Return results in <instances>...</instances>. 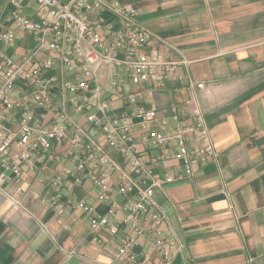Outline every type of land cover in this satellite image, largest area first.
Segmentation results:
<instances>
[{
	"label": "crops",
	"instance_id": "0c3cea01",
	"mask_svg": "<svg viewBox=\"0 0 264 264\" xmlns=\"http://www.w3.org/2000/svg\"><path fill=\"white\" fill-rule=\"evenodd\" d=\"M20 1L27 16L40 19L36 0ZM119 1L133 6L138 21L153 33L147 50L185 59L186 65L178 76L163 82L127 81L126 89L136 102L128 96L115 98V113L155 108L157 121L151 126L167 135L178 126L188 129L205 123L215 148L213 156L199 157L191 177L156 189L155 201L167 216L161 228L183 244L168 264H264V0ZM12 8V0H0V59L8 55L19 61L36 39L32 32L15 27ZM99 18L118 26L109 11ZM8 29L16 30L12 44L1 38ZM35 112L40 117L43 109ZM13 118L3 121L11 132L18 130ZM73 119L91 139L104 142L101 131L84 117L73 114ZM134 120L139 122L137 117ZM144 132L137 124L134 135L139 138ZM187 144L201 147L204 140L197 130L190 131ZM69 147V142L54 143L49 152L59 154ZM136 150L161 177L183 173V161L177 157L180 147L174 140L160 147L138 141ZM112 155L127 170L121 151L115 149ZM158 156L157 166L151 159ZM35 164L33 171L22 165L21 179L3 184L0 190V264L163 261L141 238L135 260L114 262L131 230L122 225L117 234L91 229L89 218L106 214L111 203L98 200L100 187L85 177L87 170H76V161L62 154L46 161L37 157ZM8 173L14 176L11 169ZM118 175L111 176V193L124 204L126 199L116 188ZM57 176L63 180L59 188L52 182ZM79 177L81 182L76 181ZM81 199L94 206L92 214L72 203Z\"/></svg>",
	"mask_w": 264,
	"mask_h": 264
},
{
	"label": "built area",
	"instance_id": "2783aa9c",
	"mask_svg": "<svg viewBox=\"0 0 264 264\" xmlns=\"http://www.w3.org/2000/svg\"><path fill=\"white\" fill-rule=\"evenodd\" d=\"M12 5L15 27L32 32L36 44L19 61L8 55H1L0 59V190L3 184L21 179L22 165L33 171L37 157L43 161L61 154L71 157L76 161V170H87L85 177L99 185L98 200L111 203L106 214L89 218L91 229L106 228L117 234L122 225L131 230L113 261L135 260V248L144 238L164 257L159 264H168L183 244L172 232L161 228L167 216L158 208L155 192L165 184L191 177L199 157L215 154L209 128L205 123L197 128L178 126L167 135L151 126V122L157 121L155 108L135 107L130 113L117 114L113 100L128 96L136 102L134 94L126 89L127 81L163 82L178 76L186 60L147 50L153 33L138 21L133 6L119 0H36L39 20L25 14L20 0H12ZM103 11L117 17V27L101 21L99 15ZM1 38L12 44L16 30H6ZM36 108L43 109L40 117ZM73 114L100 130L104 142L91 139ZM11 115L18 123L15 132L3 124ZM137 124L145 130L139 138L134 135ZM196 130L204 145L190 148L188 132ZM173 140L180 147L177 157L182 159L184 170L178 176L165 173L161 177L137 152L136 144L140 141L160 147ZM63 142L70 144L66 151L49 152L52 144ZM115 149L121 151L127 170L113 157ZM160 162L159 156L151 159L157 166ZM9 169L14 176L8 173ZM115 172H119L116 188L126 199L124 204L112 197L110 179ZM62 181L60 176L52 180L58 188ZM29 193L38 196L34 190ZM72 203L88 214L94 211L85 199ZM57 210L61 214L62 206L58 205Z\"/></svg>",
	"mask_w": 264,
	"mask_h": 264
}]
</instances>
